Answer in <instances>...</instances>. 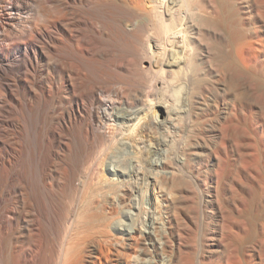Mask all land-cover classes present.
Returning <instances> with one entry per match:
<instances>
[{"label":"bare ground","instance_id":"bare-ground-1","mask_svg":"<svg viewBox=\"0 0 264 264\" xmlns=\"http://www.w3.org/2000/svg\"><path fill=\"white\" fill-rule=\"evenodd\" d=\"M263 10L0 0V264H264ZM243 187L263 214L241 255L220 196Z\"/></svg>","mask_w":264,"mask_h":264},{"label":"rangeland","instance_id":"rangeland-1","mask_svg":"<svg viewBox=\"0 0 264 264\" xmlns=\"http://www.w3.org/2000/svg\"><path fill=\"white\" fill-rule=\"evenodd\" d=\"M263 13H264V10H263ZM84 14H86L87 16H89V17H98V18H102V17H104V16H106V15H108L109 14V10L106 8V7H97V8H92V7H85V9H84ZM101 41L99 42V43H97V47H102V48H104V49H115L116 51L118 50L116 47H117V43H118V41L117 40H114L112 37H104V38H101L100 39ZM123 52V51H122ZM121 52V53H122ZM101 65V64H100ZM99 64L98 65H96V67L95 68H98L97 70L95 69V71L97 72L98 71V73L100 72H102V70L101 69H103L104 68V66H100ZM99 68H100V70L101 71H99ZM110 72V71H109ZM108 72V73H109ZM113 71H111V74H112V76H111V74H106V76L108 75V77L109 76H111L110 78H114L115 79V87L117 88V86L120 84L119 82H117L116 83V81H118V80H122V79H124V80H126V78H127V76L126 75H123L124 76V78H123V76L121 75V73H112ZM119 75V76H118ZM116 76V77H115ZM118 76V77H117ZM126 76V77H125ZM119 78H122V79H119ZM118 79V80H117ZM178 89V88H177ZM252 138L251 137H249V138H251V139H249L248 137L246 138V142H247V147L246 148H244V151H245V153L248 151L249 153H250V151L251 152H253L255 149H257L256 147H254V146H258V147H260V146H263L264 147V134H263V132L260 130V129H258V130H256V131H254V132H252ZM249 140L252 142V145L249 143ZM254 140H256V144L257 145H255L254 143ZM245 145V146H246ZM251 145V147H249V146ZM254 149H253V148ZM251 148V149H250ZM247 149V150H246ZM253 150V151H252ZM255 152H256V150H255ZM250 155V154H249ZM249 155H248V153H247V160H251L252 158H249ZM250 157H251V155H250ZM255 170L253 169L252 170V172H254ZM254 173H256V172H254ZM250 180V181H249ZM247 182H249V186H251V185H253V186H256L253 182H252V179H251V176L249 177V175H248V177L245 179V182H244V186H245V188H246V186H248V183ZM253 183V184H252ZM251 184V185H250ZM244 187H243V190H242V188H240L239 189V192H238V190L236 191V192H234V193H230L229 194V197H226L225 199H224V196L223 195H221L220 196V202L222 203L221 205L224 207L223 209V211H224V213H225V218H223V219H225V220H221L220 221V225H222V226H224L226 229V233H227V236H229L228 238L231 240V238H232V240L230 241V242H234L235 243V245H234V243L232 242V245H233V247H234V249H236V251L238 250V253H241V255H244V254H242V253H247L248 252V250L247 249H249L250 248V245L249 244H251L252 243V240H254V238H253V234L252 233H255L256 234V231H254V228H251V223L252 222H254V220H255V217H257V216H255V214L257 213V214H259L260 213V211L261 212H263L264 211V207H260V209L261 210H259V211H257V210H254L255 211V214H254V212H252L253 211V207H251V206H253L252 205V203H253V201H252V195H250L249 193H247V191H246V189H245ZM254 190H255V188H253ZM238 192V193H237ZM241 193V194H240ZM246 196H245V195ZM235 195V196H234ZM236 195H238L237 197H236ZM241 195V196H240ZM251 196V197H250ZM223 198V200H222V198ZM236 197V198H235ZM242 197H245V198H241ZM251 198V199H250ZM228 199V200H227ZM232 199V200H231ZM236 199V200H235ZM239 199H241V200H239ZM198 202H199V198H197L196 199ZM239 200V201H238ZM224 201V202H223ZM227 201V202H226ZM249 201V202H248ZM252 203H251V202ZM226 202V203H225ZM225 203V204H224ZM245 204V205H244ZM250 204H251V206H250ZM226 206V207H225ZM229 206V207H228ZM243 206V207H242ZM206 209V206H204V205H200L199 203H197V206H195L194 207V209H193V211H191V213H190V211H188L189 209H184L183 210V213H184V218H182L183 220H182V223H181V229L184 231V233L188 230V228L191 226V225H193L194 224V221H196V219H197V221H199L200 223H202V213H203V215L205 214V209ZM228 209V210H227ZM232 209V210H231ZM238 209H240V210H238ZM190 210H192V209H190ZM226 210H227V212H226ZM186 211V212H185ZM257 211V212H256ZM192 212H193V214H192ZM229 212V213H228ZM245 212V213H244ZM250 212V213H249ZM259 212V213H258ZM187 213H189V214H187ZM264 213V212H263ZM262 213V214H263ZM190 214H192L193 216H194V218H193V216H190ZM198 214V215H197ZM229 214V215H228ZM246 215V217H245V215ZM248 214V215H247ZM252 214H254V220L253 221H251L252 220ZM261 214V213H260ZM262 214L260 215V216H262ZM189 215V216H188ZM232 215V216H231ZM236 217H235V216ZM196 216V217H195ZM227 216L229 217V218H227ZM231 216V217H230ZM238 216V217H237ZM190 217V218H189ZM258 217H259V215H258ZM263 217H264V215H263ZM199 218H201V220L199 219ZM227 218V219H226ZM237 218H238V220H237ZM192 219H195V220H192ZM240 219H242V220H240ZM243 219H244V221H243ZM228 220V221H227ZM234 220V221H233ZM184 221V222H183ZM193 221V222H192ZM230 221V222H229ZM232 221V222H231ZM243 221V222H242ZM188 223V224H190V225H188V224H186V223ZM235 224H234V223ZM245 222V223H244ZM251 222V223H250ZM226 223V224H225ZM237 223H239V224H237ZM229 224V225H228ZM241 224V225H240ZM247 224V225H246ZM253 225H254V223H253ZM252 225V226H253ZM188 227V228H186V227ZM238 226H240V227H238ZM249 226V227H248ZM183 227H184V229H183ZM230 227V228H229ZM232 227V228H231ZM254 227V226H253ZM248 228H250V229H252V230H250V229H248ZM186 229V230H185ZM230 229V230H229ZM247 229V230H246ZM254 231V232H253ZM246 233V234H245ZM248 233H249V236H248ZM230 234V235H229ZM233 234H234V236H233ZM251 234V235H250ZM240 237H239V236ZM247 235V236H246ZM252 236V237H251ZM256 236V235H255ZM239 237V238H238ZM244 237H246V238H244ZM236 241H235V240ZM244 239V240H243ZM242 240V241H241ZM247 240V241H246ZM250 240V241H249ZM229 242V243H230ZM249 242V243H248ZM238 243H242V244H238ZM246 244V245H245ZM245 245V246H244ZM237 246L239 247V249L237 248ZM241 246V247H240ZM245 247V248H244ZM243 248V249H242ZM246 249V250H245ZM239 250H241V251H239ZM243 250V251H242Z\"/></svg>","mask_w":264,"mask_h":264}]
</instances>
